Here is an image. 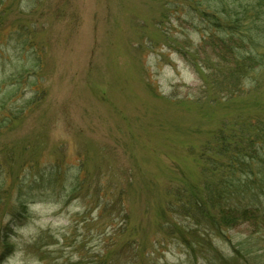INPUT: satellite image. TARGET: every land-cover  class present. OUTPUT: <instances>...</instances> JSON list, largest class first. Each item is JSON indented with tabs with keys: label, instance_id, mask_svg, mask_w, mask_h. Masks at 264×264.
I'll list each match as a JSON object with an SVG mask.
<instances>
[{
	"label": "rangeland",
	"instance_id": "1",
	"mask_svg": "<svg viewBox=\"0 0 264 264\" xmlns=\"http://www.w3.org/2000/svg\"><path fill=\"white\" fill-rule=\"evenodd\" d=\"M168 1L0 0V124L16 117L0 126V264H209L169 232L196 227L166 205L200 185V149L223 123L263 112L264 86L210 91L212 49L194 50ZM35 78L44 96L27 108ZM224 234H210L219 255L264 264V225Z\"/></svg>",
	"mask_w": 264,
	"mask_h": 264
},
{
	"label": "trees",
	"instance_id": "2",
	"mask_svg": "<svg viewBox=\"0 0 264 264\" xmlns=\"http://www.w3.org/2000/svg\"><path fill=\"white\" fill-rule=\"evenodd\" d=\"M168 2L176 4V8L186 15L192 31L199 33L194 50L212 49L213 64L204 65L210 91L216 89L220 99L225 101L264 86V0ZM23 35L17 38L21 51L26 43H30L25 35L26 39H22ZM38 61V55L34 56V66L39 64ZM8 82L17 92L18 81L14 82L10 77ZM38 83L36 78L32 81L35 89L27 101V108L37 105L44 96V90L37 87ZM2 101H7V97ZM15 120L16 117L4 115L0 126H8ZM228 126L223 123L200 149L203 161L200 185L184 184L185 189L176 190L163 217L167 218L173 212L191 220L195 229L192 225L185 228L178 223L171 225L170 221L166 226L188 249L193 251L191 237L198 249L214 253L208 259L209 264H238L235 256L227 259L219 255L210 234L214 237L221 235L228 241L229 237L224 234L227 230L241 224L264 225V110L239 121L232 129ZM56 176L57 173L51 172L49 183H55ZM125 219L123 217V221ZM11 247L6 245L5 249ZM233 249L234 255L245 253L250 256L252 253L241 246Z\"/></svg>",
	"mask_w": 264,
	"mask_h": 264
}]
</instances>
